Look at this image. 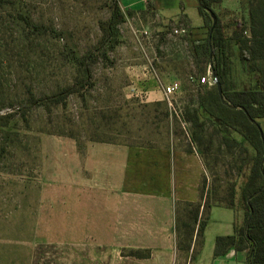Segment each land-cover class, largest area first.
<instances>
[{"label":"rangeland","instance_id":"1","mask_svg":"<svg viewBox=\"0 0 264 264\" xmlns=\"http://www.w3.org/2000/svg\"><path fill=\"white\" fill-rule=\"evenodd\" d=\"M1 2L0 264H80L79 242L55 226L48 211L46 194L53 183L46 140L70 136L82 143L92 138L149 146L173 141L179 149L188 148L191 124L182 121V114L197 107L198 97V81L191 76L206 75L211 65H197L194 37L177 33L184 24L162 18L150 2L144 11L123 8L120 0ZM250 2L219 0L214 9L225 22L240 18L248 23ZM189 7L197 24L198 8ZM111 20L113 33L103 31L102 22ZM136 60L162 71V83L181 82L172 105L165 98L129 96L121 70ZM199 67L206 71L199 75ZM235 75L238 81L247 79L239 59ZM67 88L72 92L63 95ZM259 121L264 128V118ZM214 145L216 151L218 142ZM223 163L206 168V191L225 184L228 166ZM190 210L181 205L178 220H188ZM210 219L209 229L225 235L222 221ZM214 244L206 242L204 256ZM193 257L192 251L179 250L178 264H192Z\"/></svg>","mask_w":264,"mask_h":264},{"label":"crops","instance_id":"2","mask_svg":"<svg viewBox=\"0 0 264 264\" xmlns=\"http://www.w3.org/2000/svg\"><path fill=\"white\" fill-rule=\"evenodd\" d=\"M149 2L162 18L184 24L181 28L194 40L206 36L198 0H120L123 8L142 11ZM190 5L198 8L197 24ZM124 67L121 74L130 84L129 96L165 98L163 85L171 81L162 83L164 73L150 61L136 60ZM46 142L53 183L46 194L48 211L53 224L79 242L80 264H178V206L200 201L207 171L196 149H179L173 141L149 146L89 138L82 143L70 136H50ZM210 215L222 221L225 235L234 232L235 223L245 221L243 209L225 205L213 206ZM210 220L204 246L192 264H247V251L232 249L215 257V244L204 256L206 242H215L221 234L209 229ZM127 249L146 255H126Z\"/></svg>","mask_w":264,"mask_h":264},{"label":"trees","instance_id":"3","mask_svg":"<svg viewBox=\"0 0 264 264\" xmlns=\"http://www.w3.org/2000/svg\"><path fill=\"white\" fill-rule=\"evenodd\" d=\"M218 1L198 0L208 31L203 38L192 41L191 51L197 65H211L223 95L217 86L200 83L202 76H191L198 81L197 107L187 108L182 121L191 124V145L186 150L198 146L206 168L218 166L223 160L228 166L226 181L210 193L206 191L205 174L200 201L179 203L178 209L187 205L191 210L186 221L181 222L177 215L178 248L192 251L195 259L204 246L213 206L225 205L243 209L245 221L235 223L232 234L216 237L215 257L234 249L248 252L247 264H264V129L258 120L264 117V0H251L248 23L240 18L225 22L214 9ZM115 8L121 13L118 3ZM112 24V20L102 22L103 31H112ZM185 35L190 37L188 31ZM236 59L247 75L245 82L236 78ZM205 71L206 67H199V75ZM71 92L67 88L63 95ZM215 142L219 145L216 151ZM194 243L199 249L193 247Z\"/></svg>","mask_w":264,"mask_h":264},{"label":"built area","instance_id":"4","mask_svg":"<svg viewBox=\"0 0 264 264\" xmlns=\"http://www.w3.org/2000/svg\"><path fill=\"white\" fill-rule=\"evenodd\" d=\"M177 33L185 34L187 30L185 28H178L176 29ZM200 83L208 84L209 86H217L219 83V78L216 74L213 73L211 66L208 69V73L202 76L199 79ZM181 90V82L178 80L172 81L169 84L163 85V91L165 99L168 101L169 104L172 105V98L175 94H177Z\"/></svg>","mask_w":264,"mask_h":264},{"label":"water","instance_id":"5","mask_svg":"<svg viewBox=\"0 0 264 264\" xmlns=\"http://www.w3.org/2000/svg\"><path fill=\"white\" fill-rule=\"evenodd\" d=\"M217 87H218V89H219V93H220V95H223V90H222V86H221V84L218 83V84H217Z\"/></svg>","mask_w":264,"mask_h":264}]
</instances>
